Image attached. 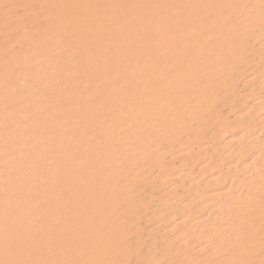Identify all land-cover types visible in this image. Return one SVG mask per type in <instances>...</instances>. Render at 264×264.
I'll return each instance as SVG.
<instances>
[{
	"label": "bare ground",
	"instance_id": "6f19581e",
	"mask_svg": "<svg viewBox=\"0 0 264 264\" xmlns=\"http://www.w3.org/2000/svg\"><path fill=\"white\" fill-rule=\"evenodd\" d=\"M0 264H264V0H0Z\"/></svg>",
	"mask_w": 264,
	"mask_h": 264
}]
</instances>
